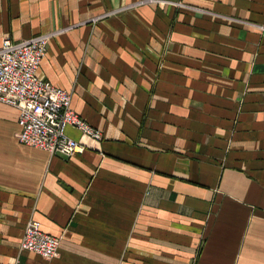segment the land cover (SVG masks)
<instances>
[{
    "label": "crops",
    "instance_id": "crops-1",
    "mask_svg": "<svg viewBox=\"0 0 264 264\" xmlns=\"http://www.w3.org/2000/svg\"><path fill=\"white\" fill-rule=\"evenodd\" d=\"M40 34L102 138L21 143L0 102V263L264 264V0H0V44ZM31 218L59 256L21 249Z\"/></svg>",
    "mask_w": 264,
    "mask_h": 264
},
{
    "label": "built area",
    "instance_id": "built-area-1",
    "mask_svg": "<svg viewBox=\"0 0 264 264\" xmlns=\"http://www.w3.org/2000/svg\"><path fill=\"white\" fill-rule=\"evenodd\" d=\"M49 38V34H40L21 41L3 39L0 44V102L18 108L21 143L72 157L87 149V140H101L102 132L73 109L70 91L40 77L39 69ZM68 125L81 131L80 139L66 133ZM21 249L46 259L54 258L60 254V238L44 232L41 222L31 218Z\"/></svg>",
    "mask_w": 264,
    "mask_h": 264
}]
</instances>
